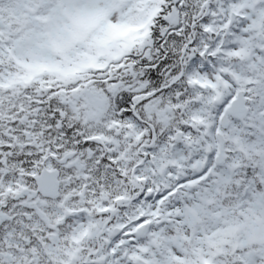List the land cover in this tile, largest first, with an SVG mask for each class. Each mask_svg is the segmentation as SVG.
I'll use <instances>...</instances> for the list:
<instances>
[{
  "label": "snow or ice",
  "instance_id": "1",
  "mask_svg": "<svg viewBox=\"0 0 264 264\" xmlns=\"http://www.w3.org/2000/svg\"><path fill=\"white\" fill-rule=\"evenodd\" d=\"M0 264H264V0H0Z\"/></svg>",
  "mask_w": 264,
  "mask_h": 264
}]
</instances>
